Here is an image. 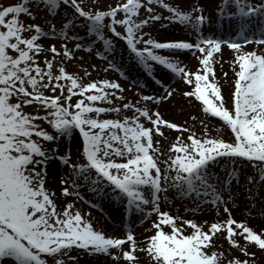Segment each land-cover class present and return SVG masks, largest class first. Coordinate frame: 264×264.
<instances>
[{"label": "snow or ice", "instance_id": "1", "mask_svg": "<svg viewBox=\"0 0 264 264\" xmlns=\"http://www.w3.org/2000/svg\"><path fill=\"white\" fill-rule=\"evenodd\" d=\"M40 13L43 24L35 22ZM157 22L179 24L189 35L157 39L150 31ZM214 23L227 24L228 34L206 33ZM81 28L101 43L95 54L107 60L104 71L125 77L115 62L112 37L119 38L154 89L145 93L140 88L148 85L135 80L136 98L129 100L117 80L92 79L83 66L82 74L68 70L77 51L95 46L84 43ZM225 46L233 53L227 97L216 74ZM185 53L196 57L195 68L181 58ZM177 93L198 102L203 118L190 119L204 126L199 134L161 112ZM209 118L230 130L228 139L209 133ZM62 138L74 140L75 152L61 149ZM53 164L60 171L50 182ZM170 190L189 202L184 211L193 218L162 208ZM78 200L97 209L118 201L129 220L155 216L150 234L138 238L131 223L119 235L106 233ZM208 206L212 219L194 218ZM254 214L264 217V0H221L215 22L199 0L190 10L170 0H117L104 8L83 0L0 5V264H69L77 260L73 252L114 264H257L264 228L250 223Z\"/></svg>", "mask_w": 264, "mask_h": 264}, {"label": "rangeland", "instance_id": "2", "mask_svg": "<svg viewBox=\"0 0 264 264\" xmlns=\"http://www.w3.org/2000/svg\"><path fill=\"white\" fill-rule=\"evenodd\" d=\"M16 2H21V0H0V5H8L11 3H16ZM117 2V0H83L84 4H87V6L89 8L93 7V5H98V3H101L100 7L104 8L107 6H111L114 5ZM221 3V2H220ZM219 6V5H218ZM67 13H71V9H67L66 10ZM64 17V13H61L60 16H57L55 19V23L57 24V27L60 26L62 19ZM25 21H27V17H24ZM37 23H44V16L43 13H40L37 20L35 21ZM225 28V27H223ZM217 30L218 27L216 28ZM79 34L81 36H84V43H87L89 41V39L92 40V42L94 43V48L91 52L89 51H85L83 49L79 50L76 52V57L77 59H75L74 61H72L70 64L67 65L68 70L70 71H76L80 74H82L83 72V67H87L88 70L91 73V77L92 79H98L101 78V70L103 68L108 67V63L107 60L104 59H99L96 56V51L101 49L102 45L100 42L95 40L94 36L88 35L85 36V29L81 28L78 30ZM106 35L111 37L112 34L110 32L106 31ZM113 40L115 41V49H116V60L115 62L120 66V68L125 72V77H121L120 73L109 68L108 71L109 73L115 78L118 79L120 83L126 85L127 87H130L132 89H134L136 91V86L133 85V81L135 80H140L143 81L145 79V76L140 72L137 71L135 68L132 67V63L129 62V58H128V50H127V46L125 44V42L123 40H120L119 38L116 37H112ZM77 41H72L69 44V47H72ZM252 47H254L255 45H251ZM80 57H82V59H79ZM112 57L109 56V59H111ZM95 64L97 67L96 69H91V65ZM175 80V78H174ZM152 82V80H151ZM154 86H150V84L148 85V87L145 89L144 88V92H151L154 89ZM211 119V118H209ZM44 127H48L46 124L42 125ZM209 128V133L211 135H216L217 132L221 131L222 135L224 136L225 139L229 138L230 135V130H224V129H220V127H218V125L211 127L208 126ZM218 129V130H217ZM49 130L51 131V129L49 128ZM216 131L215 133H212L211 131ZM74 141V140H73ZM69 142L67 140H65L64 138H62V142H61V149H63L64 147H68ZM52 145H50L51 147ZM70 146V144H69ZM75 148V146H74ZM51 166H55V169H57L58 171H60L59 167H57L56 164H53ZM249 174L251 173V169H248ZM84 195L87 196L88 198H91V193L88 192L87 190H85ZM168 200L169 202H165L162 200V208L171 211L173 214H179L182 216H185L187 218H193V213L191 211L189 212H185L184 209L186 207H190V204L188 201L182 200L181 198H179L178 196H176L175 192L170 190L168 192ZM245 198H242V200H244ZM86 203V202H85ZM87 204V203H86ZM88 205V204H87ZM96 210L98 211V215L100 217V219L103 221V223H105V225L107 226V230L109 231V233L111 234H115L116 235V227L114 226V224H112L115 221L116 218H119L124 216V211H123V207L122 205L117 201V202H104L101 204V207L99 209L96 208ZM215 210L211 207L208 206L205 208V210L203 212H198L195 215V219H199V217L203 218V219H212V217L214 216ZM242 212H235L234 214L237 216V218H242L241 215ZM263 217L260 216L259 214H254L252 217H250V223L257 227V228H264L263 226ZM127 223H131L133 225L134 231L136 233V235L138 234L139 231H142L143 234H150L149 231H146L147 229H149L150 226V222L152 219H155V216H152L150 219L148 220H144L142 216H138L133 214L131 216V219L129 220L127 217H125ZM119 234V233H118ZM117 234V235H118ZM222 244V248L221 250L224 249H228L229 245L227 244L226 241H221ZM254 251H256V249H253ZM70 255H76L77 260L76 261H69V264H114V262L111 260V258H105L104 256H100V257H96V256H89L88 254L84 253L82 255H77L75 252L70 253ZM236 255H240V253H236ZM123 262V261H121ZM257 264H264V254L257 252Z\"/></svg>", "mask_w": 264, "mask_h": 264}, {"label": "bare ground", "instance_id": "3", "mask_svg": "<svg viewBox=\"0 0 264 264\" xmlns=\"http://www.w3.org/2000/svg\"><path fill=\"white\" fill-rule=\"evenodd\" d=\"M170 2L177 4L183 10H190V8L196 4L197 0H170ZM220 2H221V0H199V3L202 4L204 7L205 15L211 17L213 22H215V20H216V10H217V7L220 4ZM98 4H99V6L101 5V3H98ZM158 11L163 12L164 15L168 14L163 9L158 8ZM217 27L219 30L216 29ZM224 27L225 28L220 27L219 25H215V23H214L213 27H211V28L205 27L204 30L206 33L219 34L222 36H226L228 34L229 29H228L227 24H225ZM145 31H149V29H145ZM150 31H151V34L155 38L160 39V40L185 38V37H188V35H189L187 30L184 29L179 24H170L168 27L162 28L160 26V22L153 24ZM55 42L59 46L60 42L59 41H55ZM247 47L252 48L251 44L247 45ZM165 54H167V53H165ZM232 55H233V53L230 49H228L226 46L223 47V50H222L223 62L220 64H217V66H216V74L218 77H220L221 82L224 85L223 91H224V94L226 97L228 96L229 89L231 87V85L227 81H229L233 75L232 71L230 69V60L232 58ZM128 58H129V62L132 63V67L135 68L137 71H140L144 75L142 67L140 65H138L134 60H131V58L129 57V54H128ZM181 58L188 64L189 67L195 68L197 66L198 61L193 54L185 53ZM104 69L105 68H103L101 70V73H102L101 78L113 79V80H117L119 82V80L115 79L109 73V71H104ZM221 69H223V71H226L228 73L227 77L223 76ZM156 71L158 73H162V72H164V69L158 67L156 69ZM98 79H100V78H98ZM142 82L147 84V85L150 84V86H154L153 83L151 82V79H149L147 76H145V79ZM170 82L172 83L173 87L178 86V81H176V82L170 81ZM122 85L125 88L124 95L126 96V98L129 100H134L136 98V91L130 87H127L124 84H122ZM179 87L183 88V85H179ZM140 90L144 92V88H140ZM198 107H199L198 102H192L191 104H189L185 98H183L181 95H179V93H177V95L173 98V100L171 102L161 105L160 110L164 114V116L170 120L180 121V122L187 121L188 124L193 126V129L197 132V134H199L204 126L201 125L199 122V118H203V117H202V114L200 112H198ZM127 114L130 115L131 113H127ZM190 115L197 116L199 118L196 119L195 121H193L192 119H190ZM210 120H211V122L208 123V126H211V127H214L216 125H218V127L220 126V121L218 119L211 118ZM217 130L211 131V132L216 134ZM166 135H167V140L163 141V143L165 145H167L168 140H173L174 137L177 135V133L173 130V131H168L166 133ZM68 146H69V144H68ZM74 146H75V143L73 141L70 144V147H72L73 152H75ZM58 172L59 171L57 169H55V166H50V169H49L50 182H53V178L58 174ZM69 199H73V198L70 197ZM243 202H244V200L241 201L242 204H243ZM76 206L80 207L86 211H90L95 225L98 228H100L101 230H104L106 233H109V231L107 230V226L100 219V217L98 215V211L96 210V208H89V205H87L83 200H78L76 202ZM242 211H243L242 208L235 210L236 213L242 212ZM262 219H264V217ZM116 220L117 221H115V219H114V222L112 224H114V226L116 227L115 232L117 235L118 233L119 234L121 233L123 226L125 223H127V221L125 219V216L122 217V215H121V217L116 218ZM197 220H204V219L199 217V219H197ZM263 226H264V222H263ZM144 235H149V234H143L142 231H139L137 234V237L142 238ZM105 258H107V257H105ZM121 264H123V262H121Z\"/></svg>", "mask_w": 264, "mask_h": 264}]
</instances>
